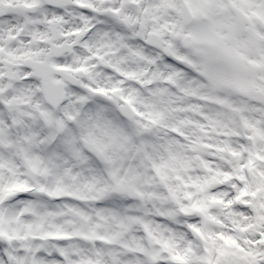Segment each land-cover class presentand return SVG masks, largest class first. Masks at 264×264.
Returning <instances> with one entry per match:
<instances>
[{
  "label": "snow or ice",
  "instance_id": "snow-or-ice-1",
  "mask_svg": "<svg viewBox=\"0 0 264 264\" xmlns=\"http://www.w3.org/2000/svg\"><path fill=\"white\" fill-rule=\"evenodd\" d=\"M0 264H264V0H0Z\"/></svg>",
  "mask_w": 264,
  "mask_h": 264
}]
</instances>
